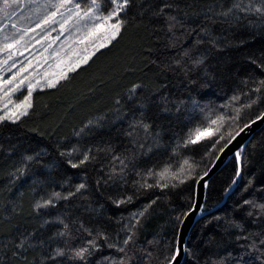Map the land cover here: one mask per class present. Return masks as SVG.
Masks as SVG:
<instances>
[{
  "label": "trees",
  "instance_id": "1",
  "mask_svg": "<svg viewBox=\"0 0 264 264\" xmlns=\"http://www.w3.org/2000/svg\"><path fill=\"white\" fill-rule=\"evenodd\" d=\"M249 2L130 0L121 13L125 24L107 47L55 87L35 90L28 115L0 123V264H83L68 254L91 238L81 225L122 243L133 214L146 207L128 246L131 264L141 258L143 264H168L198 180L228 144V133L235 135L264 112V88L253 91L264 80V16L234 7ZM251 2L260 6V0ZM169 17L179 22L172 31ZM236 108L241 111L233 121ZM218 115L225 119L216 136L185 146L194 128ZM141 122L149 125L147 132ZM220 135L225 138L214 144ZM86 152L93 158L71 167L69 161L78 163ZM184 159L192 164L184 183L140 187L145 179L155 183L156 177L146 176L149 170L170 165L175 172ZM81 183L85 189L69 199L53 198ZM129 196L131 202L117 205ZM48 199L52 205L37 207ZM259 205L264 126L239 159L231 158L210 179L182 264H264ZM57 248L66 254L53 259ZM122 255L102 247L87 264Z\"/></svg>",
  "mask_w": 264,
  "mask_h": 264
},
{
  "label": "snow or ice",
  "instance_id": "2",
  "mask_svg": "<svg viewBox=\"0 0 264 264\" xmlns=\"http://www.w3.org/2000/svg\"><path fill=\"white\" fill-rule=\"evenodd\" d=\"M29 2H35V0H29ZM20 3V0H0V13L7 15L8 13L5 11L8 8H11L13 5H18ZM111 3L113 7L111 10H109L106 14L103 12H100V5L98 3V0H91V7H89L87 10L84 11V17L88 18L90 21H92L91 26L89 31H87L84 35V37L81 38V43H84L89 37L96 35V36H103L106 38V42L110 43L111 40L115 39L117 35H119L121 28L125 24V20L121 18V13L124 12V10L128 7L130 0H111ZM68 5H73V8H67ZM55 8V11H53L49 16H47L43 23H55V17L59 13L60 9L65 8L67 11L73 13V16L75 17H80V12H81V6L79 3L76 2V0H59V3L53 6ZM167 7V5H165ZM236 9H238L241 12L245 13H255L259 14L261 16H264V0H260V6H253V3L249 2V4L246 7H241L240 3H236L234 5ZM232 9H229L228 13H224V15H228ZM84 17H81L83 19ZM72 17H69L68 19H65L64 22L61 24V28L64 27L65 24L69 22V19ZM169 31H172L173 28L177 27L179 22L176 20L175 17H169ZM112 21H115L112 23ZM15 27V25H13ZM39 27V25H37ZM4 31L3 28H0V33ZM19 31V29H17ZM27 34V31L24 32V35ZM58 38V37H57ZM174 39H178L177 37H173ZM23 39V35L18 37L17 39H12L8 35H4L3 37V45L0 47V52H8L9 53V58H11V50L16 47L20 43V41ZM100 47L105 46L104 43H101L99 45ZM187 54V53H185ZM90 59V56H85L83 57V62H87V60ZM79 60L77 61L76 64L70 65L69 66V71H74L75 67L79 66ZM0 63H7V60L2 61ZM26 70V69H22ZM67 78V73L66 72H61L60 77L56 80H47L46 81V86L47 87H55L56 84L59 83L60 79H66ZM17 80V76L13 75L10 79L3 81L0 83V91H2L3 95L0 97V99L3 100V107H0V123L4 122L5 120H10L12 122H15L18 120L21 116L28 115V109L32 107L31 104V96L34 88L36 87L35 84H33L31 81L25 85L24 79H20L18 82L14 83V81ZM11 85V87H9ZM27 91V94L24 95L21 99L18 101H13L12 97L15 95L17 92L25 90ZM264 88V80L259 81V86L256 87L253 91L256 93H259L261 89ZM133 92H135V88L132 89ZM239 96H233L232 100L237 101L239 100ZM259 97L256 99H252L249 103L244 104L243 108H251L253 104L257 102ZM9 105H11V108H9ZM236 115L231 117L230 119L235 121L239 119V113L241 111L240 108H236ZM225 117L223 115H218L213 119H210V121L202 126V127H196L194 128L189 134L188 138L185 141V146L188 144H197L201 142L204 139L209 138L210 136H216L217 131L219 127L222 125L224 122ZM259 120H264V114L257 116L256 120L251 121L252 124H255ZM140 126L143 127V129L147 132L149 125L143 124L142 122L140 123ZM213 126H216L214 128ZM250 127L249 124H245L243 127L239 129L235 133V135H232L231 132L228 133V135L231 137V139L228 141V143L231 142V140H234L236 136H239L241 132L245 130V128ZM205 134H208L206 136ZM129 135H132L130 132ZM225 137L224 135H220L218 140H215L213 143H219V140H223ZM75 151V149H73ZM242 151V149H241ZM241 151L236 152V157L239 159L241 157ZM68 155H71V153H68ZM93 157L90 156L89 152H86L83 154L82 159L78 163H72L69 161L71 164V167L73 168H78L81 165L87 163L90 159ZM28 159H31L29 157ZM115 159L119 160L121 165H124V161L120 157H115ZM186 166V167H185ZM126 167V165H124ZM192 168V164L189 162L188 159H184L182 162V165L178 168L177 171L173 172L171 169V166H165L159 171H152L149 170L146 173V176L148 178L156 177L157 179L155 180V183H148L147 179L144 180L143 183L140 184L141 188L145 189H150L153 187H159V188H167L169 187V184L167 182L161 183V181H167V180H178L179 183H184L185 180L183 177L187 175ZM113 172H115V169H113ZM204 175H207L205 173ZM239 175V172L237 173ZM203 177H201L202 179ZM175 184H172V187H175ZM86 185L81 183L79 184L75 192H70L65 196H62L61 193L55 192L53 193V198L54 199H69L71 196L76 195V193L81 192L82 189H85ZM205 187L207 185L205 184ZM132 201V197H126L125 199L117 201V205L119 204H124V203H129ZM156 201L153 200L151 203L154 204ZM245 203H250V201H245ZM53 204V199H48L44 201L42 204H38L37 207H47L49 205ZM148 205V207H150ZM259 207L264 210V205H259ZM147 211V207L138 213L133 214V224L132 227L127 229L128 234L125 236L123 239L122 243L120 241H115L113 242L112 239L107 236L104 232H97L95 235L93 232L89 229L83 228V225H81V228L85 233H87L88 237H91L90 239H87L84 244L80 247L76 248H69L68 249V254L70 258L79 260L83 262V264H87L88 258L93 255L94 252L100 251L102 247H107L109 249H115L118 253L123 254L119 259H114L111 256H104L102 258V261L100 264H131L132 260L134 259L133 256L129 255V252L131 249H129V245L133 243L134 241V236L135 233L133 231L134 227L136 224H139L140 222V217L144 216V213ZM63 224V221H61ZM64 228L67 230L68 225L64 224ZM67 232H61L59 233L60 236H65L67 235ZM100 240H103L105 243L101 245L99 243ZM24 244L23 242L18 246L23 248ZM65 249L63 248H57L55 250V256L53 259L57 256H64ZM180 254V248H177L175 252L173 253L172 257L168 260V264H173V261L176 260L177 256ZM149 256L151 253L148 254ZM140 264H143V258H141Z\"/></svg>",
  "mask_w": 264,
  "mask_h": 264
},
{
  "label": "rangeland",
  "instance_id": "3",
  "mask_svg": "<svg viewBox=\"0 0 264 264\" xmlns=\"http://www.w3.org/2000/svg\"><path fill=\"white\" fill-rule=\"evenodd\" d=\"M76 2L81 6L80 17H75L73 13L62 8L54 18L55 23L45 24L43 21L55 11L53 6L58 4L59 0H35L31 3L29 0H20L18 5H13L5 10L7 15L0 13V28L4 29L0 33V47L3 45L5 34L13 40L23 35L20 43L11 50V58H9L8 52H0V62L7 60V63H0V83L16 75L17 80L14 83L24 79L25 85H27L31 81L36 85L33 92L37 89L48 88L46 86L47 80L58 79L62 71L68 75L71 72L68 70L70 65L76 64L78 60L80 61L78 67L86 64L90 59L85 63L83 57L90 56L91 58L98 50L107 47L114 40L107 43L106 38L101 34L99 37L93 35L81 43V38L89 31L92 23L84 17V11L91 7V0H76ZM98 3L100 5L99 11L105 14L113 7L111 0H98ZM73 7V5L67 6V8ZM69 17L72 18L61 28V24ZM81 17L84 18L81 19ZM114 22L112 21V23ZM58 27L61 30L57 32ZM25 31H27L26 35H24ZM67 37L69 41L72 40L77 48L72 56L64 58L62 56V40L66 41ZM101 43H104L105 46L100 47ZM22 69L26 70L22 71ZM26 94L25 88V90L13 95L12 99L18 101ZM2 95L3 93L0 91V97ZM0 107H3L2 99H0Z\"/></svg>",
  "mask_w": 264,
  "mask_h": 264
},
{
  "label": "water",
  "instance_id": "4",
  "mask_svg": "<svg viewBox=\"0 0 264 264\" xmlns=\"http://www.w3.org/2000/svg\"><path fill=\"white\" fill-rule=\"evenodd\" d=\"M262 114H264V112ZM248 124L250 127L245 128L239 136H236L234 140H231V142L222 149L214 164L208 170L207 175H203V178L198 180L194 205L185 215L180 225L176 246V249L180 248V254L177 256L176 260L173 261V264H182L184 260L190 233L197 220L202 215L207 191L205 184L208 186L210 179L215 176V174H217L231 158L236 156V152L241 151V149L243 150L246 147L253 136L264 126V120H259L255 124H252L251 122Z\"/></svg>",
  "mask_w": 264,
  "mask_h": 264
},
{
  "label": "crops",
  "instance_id": "5",
  "mask_svg": "<svg viewBox=\"0 0 264 264\" xmlns=\"http://www.w3.org/2000/svg\"><path fill=\"white\" fill-rule=\"evenodd\" d=\"M61 29L58 27L57 28V32L60 31ZM62 35V34H60ZM68 40V43H67ZM67 40H62L63 44H62V50H63V54L62 56L64 58H68L69 56L73 55V52L75 51V49L77 48L76 46H74V43H72V40L69 41V38L67 37Z\"/></svg>",
  "mask_w": 264,
  "mask_h": 264
}]
</instances>
